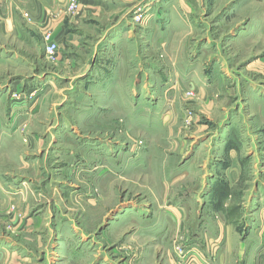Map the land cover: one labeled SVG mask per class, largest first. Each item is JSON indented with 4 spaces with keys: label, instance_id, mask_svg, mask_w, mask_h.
I'll use <instances>...</instances> for the list:
<instances>
[{
    "label": "rangeland",
    "instance_id": "obj_1",
    "mask_svg": "<svg viewBox=\"0 0 264 264\" xmlns=\"http://www.w3.org/2000/svg\"><path fill=\"white\" fill-rule=\"evenodd\" d=\"M203 3L200 20L192 17V30L174 37L171 49L144 53L140 46L143 81L149 82L137 86L143 93L137 108L114 77L108 78V96L100 99L103 82L97 78L93 85L78 78L86 69L80 65L65 69L56 85L44 86L40 97L33 88L15 87L19 74L51 70L58 53L55 58L38 56L37 61L31 54L29 68L12 69L11 77L0 75L1 89L13 85L9 99L0 105V118L9 125L0 131V186L6 191L0 195V239H12L21 248L18 258L0 264H212L217 254L213 241L204 246L209 256L198 247L191 253L180 228L183 217L179 222L165 207L177 206L175 199L183 204V189L201 187V171L185 182L169 183L193 147L210 136L217 117L222 119L221 109H205L199 90L183 86L180 64L202 49L203 73L219 68L225 76L219 67L224 63L241 87L248 80L264 82V32L246 44H233L230 38L246 17L264 13V0ZM148 62L155 70L145 66ZM148 91L163 98L156 100ZM86 92L92 98L81 95ZM238 93L230 94V105ZM239 120V130L248 124L249 131L261 135L263 127H254V118ZM6 136L12 140L5 142ZM259 141L255 143L261 147ZM210 155V149L204 151L198 164L214 160ZM241 155L238 160H253L246 165V179L259 175L258 160L264 155ZM250 182H242L241 191L251 189L254 180ZM8 191L15 194L10 197ZM175 192L182 196L176 198Z\"/></svg>",
    "mask_w": 264,
    "mask_h": 264
},
{
    "label": "crops",
    "instance_id": "obj_2",
    "mask_svg": "<svg viewBox=\"0 0 264 264\" xmlns=\"http://www.w3.org/2000/svg\"><path fill=\"white\" fill-rule=\"evenodd\" d=\"M70 1L0 0V75L11 77L12 69L29 68L32 64L29 58L31 54L35 61L39 59L38 56L45 58L47 34L59 44L55 58L57 64L52 65L51 70L42 69V73L15 76L19 78L15 82L17 89L18 86L33 88L40 97L45 85H56L65 69L80 65L86 69L80 72L78 78L83 81L89 79L93 85L97 78L103 82L104 87L98 94L100 99L108 96V92H105L108 78L114 77L116 86H124L122 91L130 96L129 100L137 108L143 97L137 86H145L149 82L148 79L143 81L146 74L141 70L140 46L144 47V53L155 48L171 49L174 37L190 33L192 17L198 21L197 13L201 15L205 11L204 0H78L79 13L75 14L69 9ZM186 14L190 17L186 18ZM242 23L237 33L230 34L233 44L249 43L262 34L264 13L246 17ZM128 53H131L129 57ZM202 54V49L198 53L196 50L190 57L186 56L183 65L180 64L183 86H193L199 90L197 92L201 99L206 102L205 109H221L222 119L217 117L213 123L214 130L208 132L210 136L206 139L204 136L193 147L188 160H183V168L169 183L181 178L185 182L191 176H199L200 172L194 173L201 171V187L183 189V204L175 199L177 206L165 207L179 222L183 217L180 228L191 253L198 247L209 256L204 246L213 241L217 254L211 260L212 264H264V160H258L261 167L259 175L254 174V178L248 180L245 169L253 160L237 159L242 157V153L257 158L264 155V82L248 80L241 87L238 79L231 76L232 69L224 63L219 67L225 76L220 75L219 68H212L208 74L203 73ZM144 60L146 63L149 57ZM145 66L155 70L156 65L148 62ZM125 77L127 81L124 83ZM12 88V84L0 88V105L9 99ZM223 89L227 92L224 93ZM239 90L242 93H238L235 103L230 105L229 98ZM148 94L156 100L163 98L161 95L155 97L149 91ZM81 95L87 98L93 96L91 92ZM40 106L36 103V107ZM130 113L134 115L133 111ZM246 115L254 118V127H263L260 136L255 131L256 134L249 131L248 124L245 129L239 130V118ZM6 123L8 121L0 118V131L7 130L9 125ZM259 137L261 147L255 143ZM6 138L12 140L11 136H6L3 138L5 142H8ZM207 149H210V157H214V160H206V165L198 164L200 160L197 159ZM2 180L3 175L0 174V185ZM250 180L249 185L254 180L252 190L246 186L241 191L240 184ZM13 192L8 191L9 196L15 194ZM3 194L6 196V191L0 186V195ZM174 196L178 198L182 195L175 192ZM237 210L241 212L240 219L236 215ZM193 219L195 226L190 225ZM17 244L9 238L0 239V263L6 258L21 255V248Z\"/></svg>",
    "mask_w": 264,
    "mask_h": 264
},
{
    "label": "built area",
    "instance_id": "obj_3",
    "mask_svg": "<svg viewBox=\"0 0 264 264\" xmlns=\"http://www.w3.org/2000/svg\"><path fill=\"white\" fill-rule=\"evenodd\" d=\"M77 1L76 0H71L70 1V10L71 11H76L75 7L77 6ZM46 40L48 41L47 45H46V55L49 58H55L57 52L59 51V44L58 42L52 40L51 35L48 34L45 36ZM184 252H183V257H184Z\"/></svg>",
    "mask_w": 264,
    "mask_h": 264
}]
</instances>
